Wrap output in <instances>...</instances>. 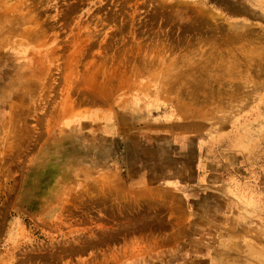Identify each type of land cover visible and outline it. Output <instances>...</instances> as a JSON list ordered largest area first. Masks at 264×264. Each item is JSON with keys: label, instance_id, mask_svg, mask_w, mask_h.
I'll use <instances>...</instances> for the list:
<instances>
[{"label": "rangeland", "instance_id": "374dc122", "mask_svg": "<svg viewBox=\"0 0 264 264\" xmlns=\"http://www.w3.org/2000/svg\"><path fill=\"white\" fill-rule=\"evenodd\" d=\"M0 264H264V0H0Z\"/></svg>", "mask_w": 264, "mask_h": 264}]
</instances>
